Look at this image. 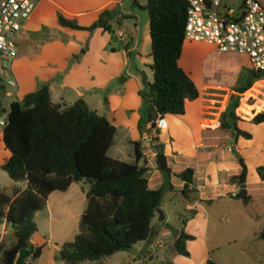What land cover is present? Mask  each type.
Segmentation results:
<instances>
[{
    "label": "trees",
    "instance_id": "16d2710c",
    "mask_svg": "<svg viewBox=\"0 0 264 264\" xmlns=\"http://www.w3.org/2000/svg\"><path fill=\"white\" fill-rule=\"evenodd\" d=\"M136 1V0H135ZM148 19L150 51L148 65L152 79L139 71L140 105L137 128L142 134L149 132L147 123L165 114L184 113L185 101L199 96V90L189 73L179 64L184 39L187 0H144L141 5ZM117 8L103 9L89 25H80L75 18L57 13V23L71 29L96 28L113 33L111 19ZM113 37V35H112ZM84 45L71 60L85 51ZM264 71L245 69L242 82L232 86L233 92L219 116V126L236 138H251V133L238 126L242 120L235 109L240 93L254 81L263 78ZM4 85H0L2 102ZM106 103V98H104ZM254 124H264V111H257L249 119ZM116 127L103 114L91 109L85 100L77 98L70 104L54 103L50 97L49 81L38 80L36 87L14 98L9 104L8 121L1 140L10 154L0 164L13 181L25 180L27 186L13 198L0 191V221H8L14 228V241L7 247L0 244V264H14L20 248L28 254L19 264H31L27 260L38 257L42 246L34 245L30 237L36 230L35 211L42 208L47 195L54 190H65L72 182L88 183L85 191L86 205L79 216L78 231L70 241L61 243L56 257L69 264L89 260L101 264L104 257L117 251L129 250L139 241L151 242L166 225L164 219L154 220L157 207L165 193L178 191L187 202L198 198L194 169L185 167L172 173L165 164L160 171L162 182L157 187L148 183V166L142 157L140 140L132 141L133 160H124L108 153ZM156 155L163 153L157 136L151 137ZM264 145V137H263ZM239 172L231 174L229 181L244 183L247 166L244 158L236 153ZM260 180L264 181V164L256 167ZM174 175L182 181L175 189L171 182ZM236 197L235 195H231ZM208 202L210 199H202ZM243 205L250 201L246 194L240 199ZM182 223L195 214L190 208ZM172 250L188 255L185 242L193 235L183 227L172 228ZM256 237L264 241V229ZM204 264H216L207 258Z\"/></svg>",
    "mask_w": 264,
    "mask_h": 264
},
{
    "label": "crops",
    "instance_id": "0c3cea01",
    "mask_svg": "<svg viewBox=\"0 0 264 264\" xmlns=\"http://www.w3.org/2000/svg\"><path fill=\"white\" fill-rule=\"evenodd\" d=\"M126 1L39 0L31 15L16 33L17 51L8 76L11 75L15 79L17 90L11 98L4 96L3 102H11L14 98H20L26 92L33 90L38 80L49 81L50 97L54 103L67 105L79 97L83 98L91 109L105 115L115 125L114 137H118L119 143L124 141L122 144L128 147L123 153L112 156L124 160L130 159L132 141H141L142 157L138 162L141 163L145 160L148 166V183L151 187H157L162 182L161 170L152 161L155 151L150 147L152 142L151 139L149 140L150 136H157L158 143L163 146L166 165L172 173H177L188 166L194 169L198 198L185 203V208L195 209L205 202L202 199L212 201L226 198L238 191L239 184L230 182L228 179L231 174L238 173L240 169L236 153L244 158L247 166L244 182L246 194L251 196L256 191L264 193V181L260 180L256 173V167L264 164V124L258 123L263 126L259 128L262 143L254 148L244 145V137L235 138L232 133L219 126V116L227 104L229 95L220 111H212L210 108L215 107L213 102L218 101L217 96L222 95L220 92L235 85L238 78L233 77L224 82H215L211 77L202 76L201 86H199L192 76V66L181 62L185 41L188 40L183 43L179 64L193 78L198 87L199 96L196 99L185 101L184 113L165 114L160 119L155 134L152 133L149 123L146 124L149 132L142 134L139 132L137 128L140 105V97L137 92L140 87L138 73L143 70L150 78L151 70L148 66L150 55L145 52L146 43L150 37L148 19L145 18L142 24L141 17L136 10L132 6L125 7ZM132 1L137 3L135 0ZM138 6L142 8L141 4ZM113 8H117V12L110 22L113 33L101 28H96L92 32L86 29H71L57 23V13L60 12L65 17L75 18L80 25L87 26L98 17L103 9ZM119 29L124 31V38L116 35V31ZM113 40H119L120 45L113 44L111 42ZM204 43L211 46L209 43ZM84 45H86L85 51L80 54L78 59L71 60L72 56L78 53ZM235 69L238 74L242 70L239 66H236ZM116 77H118V86H111V81ZM204 95L209 96L205 97ZM104 98H106V103ZM250 118H241L242 120L237 123L238 126L245 130V127L252 123L249 121ZM119 132L120 135H118ZM248 140L251 139L248 138ZM168 142L167 149L165 145ZM5 152L0 164L10 154L8 149ZM250 173L253 174L252 184L248 180ZM175 180L178 181L175 182ZM21 182V186L16 183L12 184V192L8 194L11 198L26 188L27 182L25 180H21ZM80 182H72L64 191L79 184V201L84 203L85 200L86 205L87 186L80 185ZM171 182L175 189L182 186V181L174 175L171 176ZM51 193L46 197L45 207ZM238 199L240 201V198ZM84 208H81L80 214ZM46 217L50 218V211ZM37 231L36 225V230L31 235L30 241L35 245H40L33 238ZM184 231L193 235L186 229ZM170 232L167 227H162L153 240L157 238L155 241L161 246L163 242L159 243L158 237ZM256 234L255 239H259ZM198 235L201 237V241L197 264H204L205 260L210 258L205 240V230L197 234V237ZM169 236L172 237L173 242L174 237ZM13 241L14 228L8 221L1 220L0 244L7 247ZM48 241L46 238L45 242L41 244L40 255ZM55 249L57 251L59 247ZM141 250L142 248L138 249V252Z\"/></svg>",
    "mask_w": 264,
    "mask_h": 264
},
{
    "label": "rangeland",
    "instance_id": "374dc122",
    "mask_svg": "<svg viewBox=\"0 0 264 264\" xmlns=\"http://www.w3.org/2000/svg\"><path fill=\"white\" fill-rule=\"evenodd\" d=\"M127 0L125 7L132 6L141 17L142 24L147 14L145 9L140 8L144 0ZM227 5L237 7L242 0H224ZM113 44H119V40L111 41ZM26 47L28 45L26 44ZM150 51V40L147 41L145 52ZM150 63L152 58L149 56ZM181 62H186L192 66L193 78L201 86L202 76L211 77L215 82H224L230 78H238L237 83L243 81L245 69L249 67V59L245 54L222 53L216 50L213 45L204 42L185 41L184 54ZM236 66L242 68L238 74ZM8 73H2V77H7ZM192 78V79H193ZM152 79V73L150 78ZM118 86V77L111 81V86ZM11 89V87H7ZM233 92L232 86L229 89H223L217 96L218 101L213 102L215 107L212 111H220L225 99L229 93ZM208 97L209 95H204ZM205 109H207L205 107ZM240 118L246 119L252 117L257 111H264V76L253 82V84L244 92L240 93L239 104L235 109ZM139 113V112H138ZM261 124L251 123L245 130L252 133L251 140L244 139V145L257 147L262 143L259 128ZM120 135V132L118 133ZM114 137V136H113ZM250 141V144H249ZM233 143V140L231 141ZM124 143V141L122 142ZM118 142V137L112 139L108 153L115 155L123 153L128 147ZM122 144V145H121ZM168 149L169 142L165 145ZM152 150L155 151L152 144ZM3 142L0 138V161L6 154ZM133 160V155H130ZM250 160V159H249ZM153 164L157 165L156 152L153 158ZM158 168V167H157ZM249 183H253V174L248 177ZM178 180H175L177 182ZM22 185L21 181H13L7 172L0 168V191L7 194L12 192V184ZM79 184H75L70 189L54 190L48 198L47 206L37 210L34 215V221L38 231L34 233L33 238L38 244L45 242L48 238L47 246L43 247L40 256L27 260L33 264H69L65 260L56 257V247L61 243L70 241L78 231L79 212L85 206L79 201ZM80 185L88 186V183L81 181ZM254 186V185H250ZM251 200L243 205L239 199L234 196H228L208 202H203L200 207L195 208V214L182 223L184 216L189 215L188 208H185L184 200L178 191H169L162 198L160 209L163 213L164 227L169 230L183 226L184 229L191 232L193 239L186 242L188 255H182L172 250V232L160 235L159 243L157 238L153 242L139 241L129 250L117 251L102 259L101 264H197L199 243L201 237H197L201 231L205 230V240L208 245L210 259L216 264H264V241L255 239L258 230L264 229V193L261 191L253 192ZM48 211L50 218L47 219ZM159 213L154 220H158ZM205 226V229H204ZM167 235V237H166ZM197 237V238H196ZM156 240V241H155ZM35 245V244H34ZM142 250L138 252V249ZM148 252V253H147ZM152 256V257H151ZM79 264H99L89 260Z\"/></svg>",
    "mask_w": 264,
    "mask_h": 264
},
{
    "label": "built area",
    "instance_id": "2783aa9c",
    "mask_svg": "<svg viewBox=\"0 0 264 264\" xmlns=\"http://www.w3.org/2000/svg\"><path fill=\"white\" fill-rule=\"evenodd\" d=\"M38 2L0 0V85L5 86L3 97L11 98L17 90L15 79L11 75L3 78L2 73L10 72L17 51L16 33ZM116 35L124 38L125 33L119 29ZM184 39L204 41L222 53L245 54L251 69L264 71V0H242L237 7L227 5L224 0H187ZM9 104L10 101L0 102V137L8 121ZM160 119L158 116L154 125L149 123L154 134Z\"/></svg>",
    "mask_w": 264,
    "mask_h": 264
},
{
    "label": "water",
    "instance_id": "95a60500",
    "mask_svg": "<svg viewBox=\"0 0 264 264\" xmlns=\"http://www.w3.org/2000/svg\"><path fill=\"white\" fill-rule=\"evenodd\" d=\"M156 159H157V167L159 170H163L164 166L166 164L165 162V155L163 153H159L156 155ZM246 195V190H245V183H240L239 184V188L238 191L235 193V196L242 199L244 198ZM157 212L159 213V217L158 220H161L163 218V213L160 209V207H157ZM28 254V249L26 248H20L17 254V257L15 259V263L14 264H19V262L24 259L26 257V255Z\"/></svg>",
    "mask_w": 264,
    "mask_h": 264
}]
</instances>
